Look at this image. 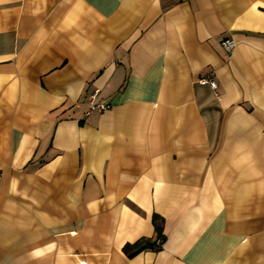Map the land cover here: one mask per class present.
Wrapping results in <instances>:
<instances>
[{
    "label": "crops",
    "instance_id": "crops-1",
    "mask_svg": "<svg viewBox=\"0 0 264 264\" xmlns=\"http://www.w3.org/2000/svg\"><path fill=\"white\" fill-rule=\"evenodd\" d=\"M0 174V264H264V0H0Z\"/></svg>",
    "mask_w": 264,
    "mask_h": 264
},
{
    "label": "built area",
    "instance_id": "built-area-1",
    "mask_svg": "<svg viewBox=\"0 0 264 264\" xmlns=\"http://www.w3.org/2000/svg\"><path fill=\"white\" fill-rule=\"evenodd\" d=\"M221 45L227 53H231L235 47V41L232 38H225L221 41ZM213 74L214 73L211 72L209 75L201 77L199 79V83L203 85H210L212 88L216 89L217 82L214 80ZM98 95H99L98 91H94L91 94L90 100H89V107L86 111L87 115H90L95 110L99 112H104L111 107L110 104H107L104 102H98L97 101ZM0 179H1V175H0ZM163 243H164V240L162 238H158L156 241V244L159 246H161Z\"/></svg>",
    "mask_w": 264,
    "mask_h": 264
},
{
    "label": "trees",
    "instance_id": "trees-1",
    "mask_svg": "<svg viewBox=\"0 0 264 264\" xmlns=\"http://www.w3.org/2000/svg\"><path fill=\"white\" fill-rule=\"evenodd\" d=\"M155 220H156V218H155ZM158 228V230H161V228H160V226H158L157 227ZM142 242L140 241V242H138V243H136L135 245H130V244H128V245H126L125 247H124V250L126 251V252H129L130 250H131V252H132V250H134V248H136V247H138V249H137V251H133L132 253H130V255H132V254H134L135 252H138L139 250H141L143 247H145V246H153L155 243L154 242H152V241H150V242H146V244H145V246H142L145 242H143L142 244H141ZM142 246V247H141Z\"/></svg>",
    "mask_w": 264,
    "mask_h": 264
},
{
    "label": "rangeland",
    "instance_id": "rangeland-1",
    "mask_svg": "<svg viewBox=\"0 0 264 264\" xmlns=\"http://www.w3.org/2000/svg\"><path fill=\"white\" fill-rule=\"evenodd\" d=\"M1 175V174H0Z\"/></svg>",
    "mask_w": 264,
    "mask_h": 264
}]
</instances>
